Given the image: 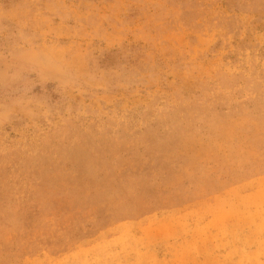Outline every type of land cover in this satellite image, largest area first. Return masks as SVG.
I'll return each mask as SVG.
<instances>
[{
    "label": "rangeland",
    "instance_id": "374dc122",
    "mask_svg": "<svg viewBox=\"0 0 264 264\" xmlns=\"http://www.w3.org/2000/svg\"><path fill=\"white\" fill-rule=\"evenodd\" d=\"M0 264H264V0H0Z\"/></svg>",
    "mask_w": 264,
    "mask_h": 264
}]
</instances>
